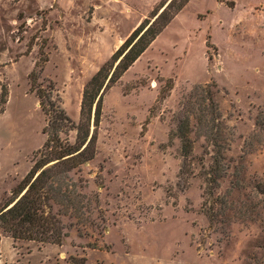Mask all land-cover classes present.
<instances>
[{
    "label": "rangeland",
    "instance_id": "obj_1",
    "mask_svg": "<svg viewBox=\"0 0 264 264\" xmlns=\"http://www.w3.org/2000/svg\"><path fill=\"white\" fill-rule=\"evenodd\" d=\"M167 1L0 0V207L45 138L29 72L42 68L37 84L52 83L77 122L86 82L105 63L108 78L115 50ZM233 1L188 0L105 90L95 155L70 173L85 180L84 225L61 244L2 233L0 264H264V0ZM196 86H210L217 109L207 127L185 113L183 164L176 117Z\"/></svg>",
    "mask_w": 264,
    "mask_h": 264
},
{
    "label": "trees",
    "instance_id": "obj_2",
    "mask_svg": "<svg viewBox=\"0 0 264 264\" xmlns=\"http://www.w3.org/2000/svg\"><path fill=\"white\" fill-rule=\"evenodd\" d=\"M187 1L168 0L161 9L152 12V18H144L139 22L111 56L113 61L118 59V62L110 76L106 78L105 63L84 85L77 122L66 114L52 83L46 86L37 84L42 68L38 70L33 68L29 72V90L36 96L40 110L45 115V124L42 127L45 138L34 153L30 169L12 191V197L0 207V236L3 233L14 240L61 244L68 236V229L71 226L84 225L87 220L85 215L91 211L87 204L88 197L81 191L85 180L81 177L75 180L70 173L79 170L81 165L90 161L95 155V129L99 124L103 94L111 83L141 55ZM222 1L228 6L234 4L233 0ZM36 66H39L37 62H35ZM117 68L119 71L114 74ZM209 87L196 86L195 92H190L183 98L177 113L175 134L180 140L183 164L191 151V142L187 135L189 116L185 113L192 112L193 109L197 110L198 123L201 127H207L208 122L213 124L215 120L213 117L217 108ZM201 93L206 95L199 100L208 99L209 104L203 108L194 107L193 99L196 100L197 95ZM7 95L6 85L0 81V112L3 111ZM206 112L209 118H206ZM91 121L93 129L90 128ZM71 130L75 131L73 142L67 138ZM216 130L212 131L210 127L209 131L210 142L215 148L214 163H217L218 158L221 157L217 150L221 146L216 141L217 135L221 132L216 133ZM211 169L216 170L214 166ZM95 201H98L97 194ZM63 217L75 219V222L66 223ZM70 258L72 264H85L84 257Z\"/></svg>",
    "mask_w": 264,
    "mask_h": 264
}]
</instances>
